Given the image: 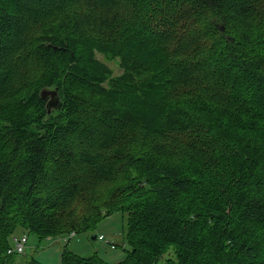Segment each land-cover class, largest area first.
I'll return each instance as SVG.
<instances>
[{"label":"trees","instance_id":"trees-1","mask_svg":"<svg viewBox=\"0 0 264 264\" xmlns=\"http://www.w3.org/2000/svg\"><path fill=\"white\" fill-rule=\"evenodd\" d=\"M115 213L116 264H264V0H0V264Z\"/></svg>","mask_w":264,"mask_h":264},{"label":"rangeland","instance_id":"rangeland-1","mask_svg":"<svg viewBox=\"0 0 264 264\" xmlns=\"http://www.w3.org/2000/svg\"><path fill=\"white\" fill-rule=\"evenodd\" d=\"M97 57L102 60L101 55H97ZM106 64L113 68L115 73L119 72L118 67L113 62ZM100 139L95 136L94 144ZM125 230L126 222L123 216L120 213H115L104 218L96 226L93 233L81 232L74 234L70 239L69 234H66L60 237H47L39 241L32 233L18 231L15 236L25 235L27 242L24 253L22 255L13 254L12 259L16 264L31 260L38 264H61L60 255L62 250L66 248L81 257L96 255L104 262L116 264L125 257L129 249L125 240ZM99 235H102L103 240L98 239ZM93 236H96V238L92 239ZM169 255H171V251Z\"/></svg>","mask_w":264,"mask_h":264},{"label":"built area","instance_id":"built-area-1","mask_svg":"<svg viewBox=\"0 0 264 264\" xmlns=\"http://www.w3.org/2000/svg\"><path fill=\"white\" fill-rule=\"evenodd\" d=\"M74 236V233H70L69 234V239L72 238ZM98 239L103 240L102 235L98 236ZM63 240H67V239H63ZM27 242V238L25 235H22L20 237H13L11 240V245L7 250V253L10 255L13 254H18V255H22L24 253V248Z\"/></svg>","mask_w":264,"mask_h":264},{"label":"water","instance_id":"water-1","mask_svg":"<svg viewBox=\"0 0 264 264\" xmlns=\"http://www.w3.org/2000/svg\"><path fill=\"white\" fill-rule=\"evenodd\" d=\"M40 96L43 99H47L45 104L47 112H50L53 109H58L60 107L61 101L55 90H42ZM95 238L96 236L92 237V239Z\"/></svg>","mask_w":264,"mask_h":264}]
</instances>
